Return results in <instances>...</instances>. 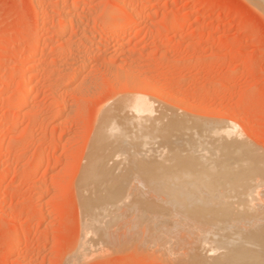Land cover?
<instances>
[{"label": "rangeland", "instance_id": "1", "mask_svg": "<svg viewBox=\"0 0 264 264\" xmlns=\"http://www.w3.org/2000/svg\"><path fill=\"white\" fill-rule=\"evenodd\" d=\"M251 1L0 0V264H196L195 254L211 263L214 253L226 252L218 247L217 253L209 251V245H206L212 244L209 242L204 244V249V245L200 246L202 241L196 242L197 230L191 227L173 228L170 235L175 234L170 237L175 242L167 237L170 245L164 235L143 232V228L147 229L151 224L143 223L135 208H131L135 214L133 211L126 213V209H130L124 206L144 204L149 192L177 189L206 194L234 179L203 171L191 157L190 162L181 164V169L177 170L174 159L168 156L175 143L170 146L160 136L155 139L151 137L154 133L148 135L144 132L148 129L141 131L139 125L137 136L135 121L130 120L135 113L126 116L134 112L131 105L124 104L123 108L127 109L121 110V114L118 112L121 109L118 106H122L118 102L125 103L123 99L130 100L128 98L137 93L156 106L153 109L158 114L152 116L163 112L176 116L177 113L183 127L191 129L183 130L182 135L186 131L185 138L193 142L185 139L183 143L182 129L176 130L177 136L174 132L170 138L176 144L179 140L182 149L188 144H196L194 134L205 139L206 134L202 132L206 127V133L209 127L224 131L225 126L236 129L228 128L227 135L234 133L228 136L220 131L218 137V132L212 128L217 132L213 137L221 141L232 138L238 144L235 157L245 162L242 161L237 178L245 174L243 179H247L256 195L248 212L255 223L243 227L254 228L252 234L264 229V13H261L264 7L257 0L252 1L253 6ZM151 3V8H144ZM108 11L110 14L116 12L130 25L118 27L119 32L110 22L113 19L108 17ZM104 21L108 22L105 24ZM109 109L112 112L107 111ZM114 112L118 116L110 114ZM106 115L116 118H109L115 123L109 120L112 123L108 127L111 125V128H106L105 132L108 131L110 137L107 135L104 144L100 145L111 147L106 156L110 154L107 158L110 162L108 164L106 160L105 165L111 166L114 173L110 171L111 179L106 176L111 182L103 179L106 182L103 186L105 191L112 187L121 192L119 199L125 196L127 205L120 203L124 205L121 210L117 203L111 207L114 211L109 209L111 213L122 211L127 217L117 214L121 219L116 220L115 214L107 216L106 212L109 215L110 212L105 211L103 213L111 217L106 219L115 222L110 226L106 220L105 224L109 223L110 227L102 226L104 221L99 224L100 216V220L96 219L98 225L95 224L99 227H96L94 221L83 220L84 209L80 206L84 196L96 191V186L91 184L85 190L81 183L85 178L83 168L88 163L87 157L93 150V141L97 140L94 137ZM118 117L120 125L124 124L123 118L126 119V126L118 127L125 128L126 133L117 130L114 137L112 124L115 128ZM127 119L132 122L131 127ZM136 119L137 122L139 119ZM189 131L193 132L192 138ZM133 132L134 135H130ZM135 135L140 142L135 141ZM210 136L206 139L213 138ZM142 138L151 141L145 139V142ZM219 140L215 141L218 143ZM206 141L202 143L206 144ZM142 142L149 145L145 144V149H141ZM113 149L116 158L120 156L114 160ZM154 149L159 155L166 156L167 153V156L159 160ZM204 153L210 156L212 152ZM154 157L158 160L143 162ZM130 167L131 170L127 169ZM104 187L100 189L104 190ZM82 189L86 191L85 195H82ZM221 207L218 200L210 197L195 204L196 209L206 208L213 213L220 212ZM95 211L102 213L99 209ZM130 214L137 215L139 224ZM83 223L86 227L93 224L97 228L98 233L95 228L89 231L95 232L98 239L96 241L93 236V242L97 245L88 241L93 238L89 232V237L87 234L86 238H83L85 235L81 237L83 231H87ZM102 227L107 229L102 232ZM257 227L263 228L257 231ZM99 229L100 236L103 234L101 237L97 235ZM154 237H158V245ZM81 241L83 245L86 242L88 253L85 248L81 250ZM164 241L165 245L169 243L168 246ZM176 244L183 245L179 248ZM197 247L209 254L202 253ZM185 259H189L186 260L188 263Z\"/></svg>", "mask_w": 264, "mask_h": 264}, {"label": "bare ground", "instance_id": "2", "mask_svg": "<svg viewBox=\"0 0 264 264\" xmlns=\"http://www.w3.org/2000/svg\"><path fill=\"white\" fill-rule=\"evenodd\" d=\"M75 1H77V0H75ZM79 2L80 1H82V0H78ZM85 1V0H84ZM248 1H250V0H248ZM253 1V3H255L254 2V0H252ZM252 1L250 2V3H252ZM257 2L258 3H260V6L263 8L264 7V0H257ZM82 3V2H81ZM253 3H252V5H253ZM150 6H153V4L151 3V4H147L144 8L146 9V8H151ZM254 6V5H253ZM259 6V5H258ZM255 7H257V6H255ZM262 8H260V9H262ZM260 9H258L259 11H260ZM264 9V8H263ZM263 9H262V12L261 13H264L263 12ZM106 13V12H105ZM108 13H109V11H108ZM108 13H106V15L108 14ZM116 13V12H115ZM115 13H112L111 12V14L109 13V15H108V17H110V19H113V21H111L110 20V22H112V24L114 25V28L116 29H118V27L120 28V27H126V26H128V25H130L129 24V22L127 21V20H125L124 18H120L117 14H115ZM118 13V12H117ZM111 15V16H110ZM104 16H105V14H104ZM113 17V18H112ZM105 18V17H104ZM103 18V19H104ZM108 19V18H107ZM106 19V20H107ZM109 20V19H108ZM105 22V21H104ZM108 22V21H107ZM107 22H105V24L107 23ZM114 22V23H113ZM133 23V22H132ZM110 25H112L111 23H109ZM109 24H108V26H109ZM107 26V25H106ZM116 26V27H115ZM110 27V26H109ZM116 29V30H117ZM115 30V31H116ZM114 31V32H115ZM118 31H119V29H118ZM121 31V30H120ZM119 31V32H120ZM34 36V35H33ZM37 38H38V43H39V37L37 36ZM33 41H35L34 39H33ZM35 43V42H34ZM35 54H36V52H35ZM38 54V53H37ZM36 56V55H35ZM38 57V56H37ZM21 82V81H20ZM137 92V91H136ZM136 96H134V97H132V96H130V97H132L133 98V100L129 97L128 99H130V100H126V99H123L124 101H125V103L123 102V101H121V103L120 102H118L119 104H121L122 106H118V109H120L119 111H118V109H115V112L116 111H118V112H120V114L122 113L121 112V110L122 111H124L125 109H127V108H123V106H124V104H126V105H128V106H130L131 105V107L130 108H132L131 110H132V112L133 113H131L129 116L126 114V116L127 117H131L132 116V114H134L135 113V117L136 118H138L139 120L136 122V118L134 117H132L130 120H132L133 122L135 121V126H136V135H137V133H138V131H137V126L139 125V128H140V130L141 131H143L144 129L143 128H146V129H148V131L147 130H145L144 132L146 133L147 132V134L148 133H150V134H153V135H151V137L153 136V137H155V139H156V137H157V139H158V136H160L161 138H162V140L166 143V144H169L170 146L171 145H173L174 143V146H172V148H170V149H172L171 150V154H169L168 156H171V158H173L174 159V161H175V165H177V170H180L181 168V164H186V163H188V162H190V160H189V157H191V159H193V160H196L199 164V167H200V169H202L203 171H206V172H208V173H211V172H214V173H218V174H221V175H223V176H232L234 179L232 180H229L228 182H226L225 183V185L222 187V188H220V189H218V190H215V191H213V192H208V193H206V194H203V193H195V192H192V191H190V192H181V191H177V189H175V190H162V191H153V192H149V196H147V200L145 201V203L144 204H142V205H140V204H135V205H133V206H129V205H127V204H125L126 202H124V201H126L125 200V196L122 198V199H119V198H121V195H122V193L121 192H119V191H116V190H113L112 189V187H107L109 190L107 191H105V187L103 186L104 185V183L103 182H105L103 179H105L106 180V178H108V177H110V179H111V176H109V174H110V171H112L113 172V168L110 166V168H112L111 170H110V168L107 166V165H105V161L107 160V158L109 159L110 158V154H109V156L106 158V156L108 155L107 154V152L109 153L111 150H110V146L109 145H111L112 144V142H111V144H105L106 146H108V147H110L109 149L108 148H106V147H104L103 146V148L101 147V143H103L104 144V142H105V138H106V136L108 135V131H106L105 132V130H106V128H111V125H110V127H108V125H109V123H110V121H112L114 118H113V116L112 117H109L108 115H106V117H105V119H101L102 121H101V124L99 125V129H97L98 130V132H96V134L98 133V135L96 136V137H94V139L96 138L97 140H95V141H93V150H91L92 152H90V156L89 157H87L88 158V163H87V165H86V167L85 168H83L84 169V171H83V175L85 176V178L83 179V181H82V183H81V186L86 190V188L87 187H91L92 185H94V186H96V191H94L95 189L93 188V190L92 191H94V192H92V193H94V196H89L90 194L92 195V193H88L87 194V197H85L86 195H85V193H86V191H84L83 189H82V191H84V194H82V195H85L84 196V202L81 200V204H80V206H81V210H83L82 211V213H84L85 214V217H84V214H82L83 215V220H84V218H85V220L84 221H87V219H88V221L89 222H91V223H93V221H94V225L97 223V222H99L98 220H100L101 219V217L100 216H102V219H101V221L99 222V224H101V222L102 221H104L101 225L103 226H108V227H110L111 226V223L112 222H109V220H107L108 218H111V217H107V216H111V214H115L114 216L115 217H113V215H112V217L115 219L116 217V220L119 218V219H121L119 216H120V214L121 215H123L124 217H125V215H126V217H127V214H125V213H121L120 212V214H118V211H116V209L118 208H116V207H114V208H116L115 209V211H116V213H114L113 211H114V209H112L111 207H113V206H116V203H117V205L119 204L120 205V208H119V210H121V206H124V205H122L123 203L125 204V205H127V206H124V208L126 207H129L128 209H130V210H127L126 208V213L127 212H131L132 213V211H133V209L135 208V210H136V212H137V215H138V218L139 219H141V220H143V221H141V223L143 222V223H145L146 221L147 222H149L150 224V226H149V228H147L146 229V227L145 228H143L144 230H143V232L146 234L147 232H149V233H147V235H154V236H161L162 235V237H166V239H167V237L168 238H170L171 239V241L172 240H174L172 237H170L171 235H170V232L172 231V229L173 228H177L178 230H182V229H184V228H186V229H188L189 227H191V228H193V229H195V231L196 232H198V234H197V241L196 242H198V243H200V241H202L201 243H200V246H202L203 247V245L206 243V242H209V243H212L211 245L210 244H207L206 243V245L208 246L209 245V251H211V252H213V251H215L216 252V250H217V247H218V250L220 249H222V250H224V251H226L225 253H222L221 254V252H219V251H217V252H219L218 253V255L217 254H215L214 253V258H213V256L211 257L212 259H213V262H211V260L209 259V261L211 262V263H206L205 262V258L203 259L202 257L203 256H200V255H198V254H195L194 255V259H195V263L196 264H264V229L262 230V231H258L257 229H259L260 227H257L256 228V230L259 232H257V234H252L251 233V231H254L255 229L253 228L252 230H251V228H250V230L248 229H246L245 227H243L244 225L246 226V225H248V223H253L254 221H251V217H250V215H249V211L251 210V208L253 207V203H251V201L252 200H254L255 199V194H254V191H253V187H251V185L250 184H248V181H247V179H243L245 176V174H242L241 176V178L239 177V178H237V173L239 172V170H240V168H241V166L243 165L242 164V161H244L245 162V160H243V159H241V160H239L237 157H235V155H238L237 154V143H235V140L234 141H232L231 139H229V141H221V139L219 140V139H216V138H218L220 135H219V132L220 131H224V130H216L217 128H213V127H209L208 128V133H206V132H204L205 130H206V128H204L203 129V132H202V134L203 133H205L206 134V136H210V138L211 137H213V136H217L218 135V137H213V138H211V139H209L208 137H207V139H209V140H207L206 139V136H205V139L207 140H205L204 139V136H200V134H199V138H198V136H196V135H198V134H194L195 136H196V138H194V135H193V140L194 139H196V141H194L196 144H199L198 146L196 145V144H193V145H195V146H193V145H191V144H188L187 146L188 147H190V148H188V147H186V148H184L185 146H183V148L184 149H186L187 150V152L184 150V149H182V147L180 148L179 147V145H180V141L178 140V142H177V144H176V141H174V139H173V141L170 139L171 138V136L174 134V132L176 131V130H178L179 131V129L181 130L182 129V132L180 133L181 134V136L180 137H182V136H184L183 137V143H185L186 141H185V136H186V131H184L185 132V134L184 135H182L183 134V130H186V129H188V130H191V129H189L188 127L187 128H184L183 127V125H182V122H180L178 119H177V113H176V116L174 115L173 116V114L171 115V113H170V111H169V115H166L164 112L163 113H161L160 112V109H159V112L161 113L160 115H158V116H152L153 115V113L154 114H158L157 113V110H156V112H155V110L153 109V108H155V107H153L154 105V103H150V101L151 100H149V99H147V98H145V97H141V95H143V94H135ZM139 95V96H138ZM136 97V98H135ZM135 98V99H134ZM127 101V102H126ZM133 102L132 104H128V102ZM129 102V103H130ZM128 106H126V107H128ZM120 107V108H119ZM125 107V106H124ZM130 108H128V110L130 109ZM158 108V107H157ZM163 108V107H162ZM124 109V110H123ZM156 109V108H155ZM164 109V108H163ZM107 111H110V112H112V111H114V108H112V111H111V109H109V110H107ZM127 111V110H126ZM130 111V110H129ZM154 111V112H153ZM161 111H163V110H161ZM164 111H166V109L164 110ZM168 111V110H167ZM110 113V114H115L116 116H118L116 113ZM117 112V113H118ZM131 112V111H130ZM151 112H152V114H151ZM172 112V111H171ZM123 113H126V112H123ZM119 114V115H120ZM129 114V113H128ZM137 114V115H136ZM151 114V115H150ZM175 114V113H174ZM125 115V114H124ZM171 115V116H170ZM107 116H108V118H107ZM122 116H123V114H122ZM122 116H121V118H122ZM125 116V117H126ZM115 117V116H114ZM126 117V118H127ZM111 118H113L112 120H110ZM116 118V117H115ZM120 117H118V119H117V121H116V123L117 122H121V121H119L120 119H119ZM129 119V118H128ZM127 119V120H128ZM110 120V121H109ZM116 120V119H115ZM126 120V119H125ZM124 120V118H123V121H124V124H123V122H122V125H120L119 123H117L116 124V127H117V129H116V127L114 128V124H112V127H113V129H115V130H111V132L112 131H114L115 133H113V136L114 135H116L117 133H118V131L117 130H121L120 132H124V133H126L125 131H123V130H125V128L122 130V128L124 127V126H126V121ZM130 120H128V125L130 124V123H132ZM147 121V122H145V121ZM144 122V123H146V125L143 123H140V122ZM112 122H114V121H112ZM111 122V123H112ZM138 122L141 124V126H140V124H138ZM110 123V124H111ZM115 123V122H114ZM147 124H148V126H147ZM226 125H228V123H225ZM231 124V123H230ZM133 125V124H132ZM143 125H145L144 127H143ZM119 126H122V128L120 129H118V127ZM130 127H131V125H129ZM128 126V127H129ZM209 126V125H208ZM229 126V125H228ZM128 127H126V128H128ZM215 127V126H214ZM223 127V126H222ZM227 126H225L224 127V129H228V128H230V130H236L233 126H229V127H227ZM231 127H233V129H231ZM135 128V127H134ZM210 128H211V131H210ZM215 129L217 132H215V130L213 131V129ZM218 128H220V127H218ZM107 129V130H108ZM132 130H133V128H131ZM143 129V130H142ZM194 129V128H193ZM221 129V128H220ZM223 129V128H222ZM130 131V129H126V131ZM131 130V131H132ZM135 130V129H134ZM195 130H196V128H195ZM226 130L224 131L225 132V134H226V136H228L229 135V133H231V132H229L228 133V135H227V133H226ZM110 131V130H109ZM117 131V132H116ZM199 131V130H198ZM207 131V130H206ZM229 131V130H228ZM227 131V132H228ZM135 132V131H134ZM134 132L132 133V134H130V135H134ZM190 132V131H189ZM192 132V131H191ZM190 132V135L193 133H191ZM223 132V133H224ZM106 133V134H105ZM123 133V134H124ZM140 133V132H139ZM138 133V134H139ZM143 133V132H142ZM144 133V134H145ZM156 133V134H155ZM176 133V132H175ZM199 133V132H198ZM211 133V134H210ZM216 133H217V135H216ZM238 133V132H237ZM95 134V135H96ZM143 134V135H144ZM201 134V135H202ZM214 134V135H213ZM225 134H224V136H222V137H225ZM231 134H234V133H231ZM129 134H128V137L130 136ZM136 135H135V141H139V140H141V139H137L136 140ZM142 135V134H141ZM149 135V134H148ZM176 136H177V133L175 134ZM223 135V134H222ZM237 135V134H236ZM111 136H112V134H111ZM119 136H121V135H119ZM131 136V137H132ZM138 136V135H137ZM174 136V135H173ZM188 136V135H187ZM232 136V135H231ZM108 137H110V134L108 135ZM115 137V136H114ZM114 137H111L112 138V140L114 139ZM125 137V136H124ZM144 137V136H143ZM146 137V136H145ZM150 137V138H151ZM179 137V138H180ZM191 138H192V135L190 136ZM233 137V136H232ZM117 138H118V136L116 137V140H117ZM122 138V137H121ZM120 138V139H121ZM134 138V137H133ZM149 138V137H148ZM200 138H203V140H202V142H204V141H206V144H203L202 142H201V140H200ZM128 139H130V138H128ZM142 139H144V138H142ZM146 139V138H145ZM145 139H144V141H145ZM152 139H154V138H152ZM175 139H176V137H175ZM181 139V138H180ZM104 140V141H103ZM110 140V139H109ZM108 140V141H109ZM125 140V139H124ZM124 140H122L123 142H125ZM131 140V139H130ZM147 140V139H146ZM150 141H151V139H149ZM149 140H147V141H149ZM177 140V139H176ZM187 141H189L190 139L188 138V139H186ZM198 140H200V142H198ZM215 140H219L218 141V143H217V141H215ZM231 140V141H230ZM114 141V140H113ZM120 141V140H119ZM134 141V142H135ZM147 141H145V142H147ZM182 141V140H181ZM185 141V142H184ZM191 141V140H190ZM127 142H130V141H127ZM126 142V143H127ZM133 141H132V143H134ZM140 142V141H139ZM152 142H154V140L152 141ZM160 142V141H159ZM191 142H193V141H191ZM107 143V142H106ZM114 143H116V141H114ZM122 143V142H121ZM136 143V142H135ZM151 143V142H150ZM205 143V142H204ZM128 144V143H127ZM140 144H142V146H141V149L145 146H147V145H149V144H147V143H145V144H147V145H145L143 142L142 143H140ZM94 145H96V148L94 147ZM121 145V144H120ZM125 145V144H124ZM131 145V144H130ZM134 145V144H133ZM153 145V144H152ZM175 145H178V146H175ZM114 146V145H113ZM112 146V147H113ZM116 146V145H115ZM127 146V145H126ZM129 146V145H128ZM153 146H156V144L154 143V145ZM153 146L151 147V148H153ZM167 146V145H166ZM140 147V146H139ZM114 148V147H113ZM158 148H160V146L158 147ZM188 148V149H187ZM105 149H107L106 151H105ZM143 149H145V148H143ZM148 149V148H147ZM150 149V148H149ZM148 149V150H149ZM156 149V148H155ZM154 149V150H155ZM165 149V146H164V148H163V150ZM205 149H207V150H205ZM110 150V151H109ZM134 150V149H133ZM148 150H146L147 152H148ZM158 150V149H157ZM162 150V151H163ZM169 150V149H168ZM168 150H167V152H168ZM205 150V151H204ZM210 150H211V154H210V156H209V154H208V156H206L207 154L206 153H204V152H206L207 151V153L208 152H210ZM115 150L113 149V151H112V155H114L113 154V152H114ZM160 151V150H159ZM183 151L184 152H186V154L184 153L183 154ZM106 152V153H105ZM117 152V151H116ZM127 152H128V149H127ZM129 152H130V150H129ZM141 154H143L144 152H143V150H142V152H141V150L139 151ZM150 152V151H149ZM148 152V153H149ZM155 152H156V150H155ZM170 152V151H169ZM120 153L122 154V150L120 151ZM124 153V152H123ZM140 153H139V155H140ZM157 153V152H156ZM155 153V154H156ZM164 153V152H163ZM166 153V152H165ZM204 153V154H203ZM119 154V153H118ZM128 154V153H127ZM136 154V153H135ZM145 154V153H144ZM154 154V155H155ZM158 154V153H157ZM112 155H111V157H112ZM120 155V154H119ZM124 155V154H123ZM126 155V154H125ZM139 155H137L138 157H139ZM148 155V154H147ZM147 155H145V156H147ZM153 155V156H154ZM159 155V154H158ZM161 155V156H160ZM159 155V157L160 158H158L159 160H162V159H164L166 156H167V153L165 154L166 156H162V154H160ZM185 155H187V158H185ZM115 156V157H114ZM112 158H113V160L116 158V153H115V155H114ZM133 156V155H132ZM134 156H136V155H134ZM141 156V155H140ZM144 156V155H143ZM144 156V157H145ZM157 156V155H156ZM120 157V156H119ZM119 157H117V158H119ZM122 157V156H121ZM142 157V156H141ZM148 157V156H147ZM150 157V156H149ZM106 158V159H105ZM116 158V159H117ZM136 158V157H135ZM134 158V159H135ZM157 158H153V159H150L149 161H146L145 160V158H144V160L145 161H143L144 163L145 162H152V161H156V160H158ZM139 159V158H138ZM148 159V158H147ZM122 160H125V159H122ZM140 160V159H139ZM108 161V160H107ZM120 161V160H119ZM136 161V160H135ZM138 161V160H137ZM109 162L110 161H108V164H109ZM126 162V161H125ZM127 162H129V161H127ZM126 162V163H127ZM134 162V161H133ZM243 162V163H244ZM118 163V162H117ZM135 163V162H134ZM120 164V163H119ZM118 164V165H119ZM132 164V163H131ZM127 165V164H126ZM134 165V164H133ZM136 165V164H135ZM129 166V165H128ZM106 167H108L109 169L107 170L106 169ZM121 167V166H120ZM126 169V168H125ZM124 169V170H125ZM127 169H130L131 170V167L130 168H127ZM126 169V170H127ZM114 170H116V169H114ZM109 172V173H108ZM111 172V173H112ZM114 173V172H113ZM116 174V173H115ZM119 174V171H118V173L116 174V175H118ZM122 174H123V172H122ZM121 174V175H122ZM101 175H103V176H101ZM111 175V174H110ZM113 176H114V174H112ZM106 176H108V177H106ZM105 177V178H104ZM106 181H110V180H106ZM112 181V180H111ZM110 181V182H111ZM103 184H102V183ZM106 183V182H105ZM109 183V182H108ZM92 184V185H91ZM101 184V185H100ZM112 184V183H111ZM90 185V186H89ZM107 185V184H106ZM113 185V184H112ZM111 185V186H112ZM80 186V187H81ZM93 186V187H94ZM104 187V190H102V189H100V188H102V187ZM107 186H110L109 184L107 185ZM81 187V188H82ZM80 188V189H81ZM92 189V188H91ZM89 190V189H88ZM82 193V192H81ZM148 195V194H147ZM208 195V196H207ZM255 195V196H254ZM149 197V198H148ZM212 198V199H216V200H218L220 203H221V210H220V212H218V213H213V212H210V211H208L206 208H202V209H196L195 208V204H196V202L197 201H199V200H201V199H208V198ZM82 199V198H81ZM120 201H119V200ZM117 200L119 201V203L117 202ZM144 202V201H143ZM120 203H122V204H120ZM83 204V205H82ZM118 205V206H119ZM135 206V207H134ZM109 208H111L113 211H112V213L110 212V210L111 209H109ZM131 208H133L132 209V211H131ZM99 209V211H101L102 210V213H98V212H96L95 210H98ZM109 209V210H108ZM104 210V211H103ZM134 210V211H135ZM105 211H108V212H110V215L106 212V214H107V216L105 215V213H103V212H105ZM134 211H133V213H134ZM128 213V214H129ZM119 216H118V215ZM135 214V213H134ZM133 214V216L130 214L129 216H132V218L134 217V219H135V221L137 222V219H136V217H137V215L135 216ZM128 216V217H129ZM201 217V218H203L202 220L201 219H196L195 217ZM122 217V216H121ZM123 217V218H124ZM207 217H214V218H216V219H214V220H209V219H206ZM82 218V217H81ZM98 218V220L96 221V219ZM107 218V219H106ZM134 219H133V221H134ZM107 220V222H109L110 223V226H109V223H107L106 222V224H105V221ZM111 220V219H110ZM96 221V222H95ZM83 221L81 220V223H82ZM88 222V223H89ZM115 222V221H114ZM113 222V223H114ZM135 222V223H136ZM86 223V222H85ZM85 223H83L82 225H83V227L86 225ZM90 223V224H91ZM112 223V224H113ZM138 223V222H137ZM137 223H136V226H137ZM255 223V222H254ZM89 224V225H90ZM93 224H91V226L90 227H86L85 226V228H87L86 230L87 231H83V233H82V231H81V237H83L84 235H85V237H83V238H86V234L88 235V232L91 230V228H95V226H92ZM139 224V223H138ZM97 225H98V223H97ZM134 225V224H133ZM143 225V224H142ZM206 225H210L209 227L210 228H208V226H206ZM256 225V224H255ZM141 225H139V227H140ZM145 226V224L143 225V227ZM188 226V227H187ZM211 226H212V228H211ZM81 228V229H84V228ZM96 227H99V226H96ZM142 227V226H141ZM169 227V228H168ZM207 227V228H206ZM248 227V226H247ZM89 228V229H88ZM136 228V227H135ZM245 228V229H244ZM263 228V227H262ZM262 228H260V229H262ZM96 230L95 231H97L96 233H98V230H97V228H95ZM103 229V227L101 228V230ZM105 229H107L106 227L103 229V230H105ZM146 229V230H145ZM241 229H243V230H241ZM103 230H102V232H103ZM148 230V231H147ZM245 230H247L246 231V233H244V231ZM93 231V230H92ZM92 231L91 232H89V235H92V237L93 236H95L96 237V241H97V236H96V234H95V232H94V234H92ZM193 231V230H192ZM229 231V232H228ZM248 231H249V233H248ZM183 232V231H182ZM184 232H186V231H184ZM189 232H191L190 231V229H189ZM194 232V231H193ZM192 232V233H193ZM227 232V233H226ZM231 232V233H230ZM243 232V233H242ZM100 229H99V234H97L98 235V237L100 236ZM249 234V236H248V238H246L247 237V235ZM145 234H144V236H145ZM166 234H169V236H167ZM175 234V233H174ZM173 234V235H174ZM246 234V235H245ZM253 235V236H250V235ZM89 235L87 236V237H89ZM164 235V236H163ZM172 235V236H173ZM184 235H185V233H184ZM189 235V234H188ZM243 237H242V236ZM245 235V236H244ZM101 236H103V234L101 235ZM100 236V237H101ZM176 236V235H175ZM146 237H148V236H146ZM145 237V238H146ZM91 238V237H90ZM149 238V237H148ZM157 239H158V237H156ZM185 238H187L186 237V235H185ZM189 238V237H188ZM187 238V239H188ZM82 239V238H81ZM154 239H155V237H154ZM153 239V240H154ZM157 239H155L154 241H157V245H158V240ZM183 239V238H182ZM190 239V238H189ZM188 239V240H189ZM83 240V239H82ZM150 240H152V238L150 239ZM181 240V239H180ZM187 240V241H188ZM84 241V240H83ZM83 241H81L82 243L80 244V246H81V250H84V248L87 250V248H86V246H87V244H86V242H87V239H86V242L84 243V245H83ZM88 241H92V243L91 244H93L94 243V245H97V243L96 242H93V241H95L94 240V237L93 238H91L90 240H89V238H88ZM154 241H152V242H154ZM166 242H170V245H171V241L169 240V239H167V240H165ZM164 241V245H165V242ZM184 241V240H183ZM90 242H87V243H90ZM151 241H150V243H152ZM163 242V241H162ZM174 242H175V240H174ZM182 242V241H181ZM146 243V242H145ZM149 243V242H148ZM149 243V244H150ZM148 244V245H149ZM153 244V243H152ZM154 244H155V242H154ZM168 244L169 243H167L165 246H168ZM181 244V243H180ZM191 244V243H190ZM161 245V244H160ZM169 245V246H170ZM176 245H178V244H176ZM183 245V244H182ZM182 245H180V247L182 246ZM197 246H199V244H196ZM213 245V246H212ZM79 246V247H80ZM83 246V247H82ZM205 246V245H204ZM79 247H78V249H79ZM88 247H89V244H88ZM93 247V246H92ZM94 247H96V246H94ZM155 247V246H154ZM159 247H163V245L162 246H159ZM171 247V246H170ZM172 247H173V245H172ZM174 247H175V245H174ZM178 247H179V245H178ZM179 247V248H180ZM221 247V248H220ZM224 249H223V248ZM166 248V247H165ZM197 248H199V247H197ZM201 248V247H200ZM199 248V250L200 251H202L203 250V248H201L200 249ZM206 248V246L204 247V249ZM208 248V247H207ZM89 249V248H88ZM95 248H93V250H94ZM157 249V248H156ZM182 249V248H181ZM180 249V250H181ZM184 249V248H183ZM194 249V248H193ZM192 249V250H193ZM196 249V248H195ZM92 250V251H93ZM179 250V251H180ZM89 251H90V253L89 254H91L92 252H91V246H90V249H89ZM166 251H168V250H166ZM172 251V250H171ZM170 251V252H171ZM199 251V252H200ZM170 252H168V254L170 253ZM176 252V251H175ZM175 252H173V255H174V253ZM177 252H178V249H177ZM176 252V253H177ZM192 252H194V251H192ZM204 251H202V253H203ZM210 252V253H211ZM216 252V253H217ZM76 253H80V252H78V250H77V252ZM87 253H88V250H87ZM175 253V254H176ZM204 253H207L206 251L204 252ZM89 254H87V255H89ZM189 254V253H188ZM190 254H191V252H190ZM207 254H209V252L207 253ZM212 255H213V253H211ZM82 255V254H81ZM203 255V254H202ZM215 255H217V256H215ZM77 256H79V255H76V257ZM83 256V255H82ZM81 256V257H82ZM86 256V252H85V254H84V257ZM176 256V255H175ZM185 256H186V254H185ZM184 256V257H185ZM80 257V256H79ZM84 257H82V259L84 258ZM177 258V257H176ZM186 258H187V256H186ZM186 260H189V259H185V261ZM191 261V260H190ZM187 263H188V261H186Z\"/></svg>", "mask_w": 264, "mask_h": 264}]
</instances>
